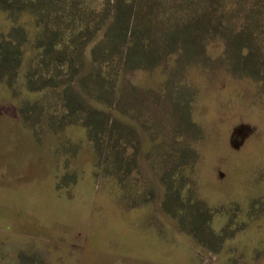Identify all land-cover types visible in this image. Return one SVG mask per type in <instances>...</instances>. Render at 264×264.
Returning a JSON list of instances; mask_svg holds the SVG:
<instances>
[{
  "label": "rangeland",
  "instance_id": "rangeland-1",
  "mask_svg": "<svg viewBox=\"0 0 264 264\" xmlns=\"http://www.w3.org/2000/svg\"><path fill=\"white\" fill-rule=\"evenodd\" d=\"M8 1L0 0V47L19 40L27 54L52 12L70 9L78 17L90 9L83 25L71 24V17L68 30L53 39L67 43L61 58L80 52L70 69H56L53 83L87 97L84 87L94 79L86 81L105 62L106 83L114 79L123 96L95 95L93 103H121L128 116L137 114V129L123 153L130 170L104 174L85 112L65 114L54 96L33 109L24 105L43 91L27 89L21 73L3 67L0 264H264L263 69L255 77L236 68L226 37L210 30L196 31L189 55L179 43L130 70L125 53L92 58L114 24V0H17L15 21L2 6ZM240 1L238 15L262 0ZM73 36L80 39L77 51L68 44ZM40 75L32 77L36 86ZM177 89L186 92L184 106L169 97ZM196 206L210 215L206 233L213 239L204 236Z\"/></svg>",
  "mask_w": 264,
  "mask_h": 264
},
{
  "label": "trees",
  "instance_id": "trees-1",
  "mask_svg": "<svg viewBox=\"0 0 264 264\" xmlns=\"http://www.w3.org/2000/svg\"><path fill=\"white\" fill-rule=\"evenodd\" d=\"M105 1V4L110 5L109 0ZM263 1L260 3H257V1L252 2L251 7H248L245 13L242 12L238 15L237 10H234V8H238L240 0H114L111 4L114 14L110 18V22L114 24L107 27L102 39L94 46L92 58L98 60L101 58L100 56L109 58L116 53H125V56H127V69L132 70L140 62L148 61L152 64L158 55L166 54L170 46L174 47L179 43L182 45L184 53L189 55L192 53L190 47L196 43L197 33L213 30L216 33L215 35L221 34L226 37V42L235 56L233 63L235 67H243L247 72L257 77L261 68L264 71V6H261L264 3ZM32 2L28 5H32ZM13 3L18 4L17 0H9L7 5L3 3L2 6L4 9L10 10V14L15 21V9L19 10L20 7ZM88 11L91 10L87 9L86 12ZM86 12L81 14L76 12L79 14L78 17L70 9L63 10L59 8L57 12H52L50 20L46 22V27H42V31L41 29L35 30L41 32V37L36 38L37 33H35V37L32 39H36L32 42V53L30 54H27L28 50L21 49L19 40L11 49L1 45L0 78L4 74L3 67L9 70L14 69L17 75L19 73L23 75L21 80L24 81L23 83L27 89L42 90L43 95L40 98L24 104L33 105L32 109L35 105L44 102L43 99L54 96V100L65 114L82 115L85 112L83 123L98 153L99 169L104 174L120 175L123 172L122 169L130 170V167H128L130 162L124 159L123 153L134 140L137 125L132 121V116L137 117V114L131 113L128 116V108L122 106L120 102L118 108L109 105L108 101L107 104L106 102L103 103L105 104L103 107L94 105L95 95L103 98L108 94L114 101L116 98L119 99L123 96L118 91L119 87L114 79L111 80L110 84L106 83L110 73L107 70L103 71V66L106 63L98 64L100 65L97 66L99 69L98 75L94 73L86 81L91 82L89 80L94 79L87 90L84 87L87 97L82 90L79 93L74 91L68 83L64 87L53 83L56 79L54 75L56 69H70L72 62L77 60L75 59L76 55L80 53L78 51L75 58L69 55L68 60L65 57L61 58L62 51L66 52L67 46L65 45L67 43L60 41L54 43L53 39H56L58 35H63V32L68 30L67 24L70 22L71 17V24L83 25ZM196 31L198 32L196 33ZM71 39L73 40L68 44L70 43L73 50L77 51L80 39H76L75 36ZM31 49L29 48V50ZM52 52H57L60 57L52 55ZM79 58L88 61L84 56ZM25 61H27L26 64ZM23 64L26 68L21 70ZM109 64H111L110 59H108ZM37 73L41 74L38 78L40 81L38 86L34 84L32 78ZM133 85L137 87L135 84ZM118 93L120 96L117 95ZM169 97L173 99V106L178 103L177 101L182 106L188 101L185 90L177 89V92L169 94ZM156 145L154 146L156 147ZM190 152L191 150L187 149L180 152V154L182 153L181 162L185 161L187 163L190 161ZM123 195L129 196L126 193ZM181 201L185 202L184 199ZM170 203H173V201L164 200L166 206ZM190 203L187 202L186 204ZM195 211L200 215H204V211L199 206L195 207ZM208 217L203 216L201 220L202 229L205 231V237L208 236L209 239H213L214 237H210L209 233H206L212 227L210 218L205 222ZM231 226L233 225L231 224ZM223 230L225 232L228 229Z\"/></svg>",
  "mask_w": 264,
  "mask_h": 264
}]
</instances>
